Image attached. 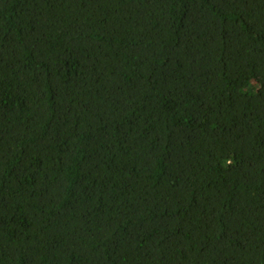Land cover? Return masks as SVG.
<instances>
[{
  "label": "trees",
  "instance_id": "1",
  "mask_svg": "<svg viewBox=\"0 0 264 264\" xmlns=\"http://www.w3.org/2000/svg\"><path fill=\"white\" fill-rule=\"evenodd\" d=\"M0 264H264V0H0Z\"/></svg>",
  "mask_w": 264,
  "mask_h": 264
}]
</instances>
